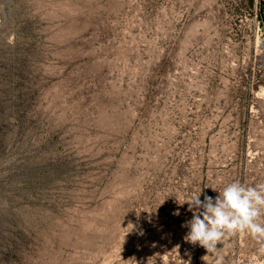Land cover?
<instances>
[{
	"label": "rangeland",
	"instance_id": "1",
	"mask_svg": "<svg viewBox=\"0 0 264 264\" xmlns=\"http://www.w3.org/2000/svg\"><path fill=\"white\" fill-rule=\"evenodd\" d=\"M261 17L264 0H0V264H204L178 202L264 183ZM218 247L264 264L247 230Z\"/></svg>",
	"mask_w": 264,
	"mask_h": 264
},
{
	"label": "clouds",
	"instance_id": "2",
	"mask_svg": "<svg viewBox=\"0 0 264 264\" xmlns=\"http://www.w3.org/2000/svg\"><path fill=\"white\" fill-rule=\"evenodd\" d=\"M178 203H187L188 211L193 212L192 219L182 225L189 228L184 239L206 250L201 257L204 264H224L218 244L223 245L231 236L245 230L259 242V251L264 254V223L260 222V217L264 216V183L246 187L240 182H232L215 199L205 196L201 201L197 194ZM173 214L178 216L180 213L177 210ZM128 226L131 230L134 227L131 223Z\"/></svg>",
	"mask_w": 264,
	"mask_h": 264
},
{
	"label": "trees",
	"instance_id": "3",
	"mask_svg": "<svg viewBox=\"0 0 264 264\" xmlns=\"http://www.w3.org/2000/svg\"><path fill=\"white\" fill-rule=\"evenodd\" d=\"M260 16H261V14H260ZM261 20L264 21V19H262V17H261Z\"/></svg>",
	"mask_w": 264,
	"mask_h": 264
}]
</instances>
